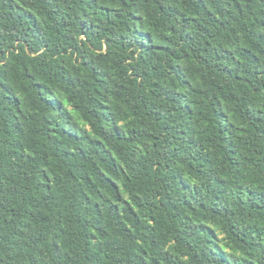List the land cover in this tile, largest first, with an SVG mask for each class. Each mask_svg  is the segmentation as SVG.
<instances>
[{"label":"trees","instance_id":"trees-1","mask_svg":"<svg viewBox=\"0 0 264 264\" xmlns=\"http://www.w3.org/2000/svg\"><path fill=\"white\" fill-rule=\"evenodd\" d=\"M0 264H264V0H0Z\"/></svg>","mask_w":264,"mask_h":264}]
</instances>
